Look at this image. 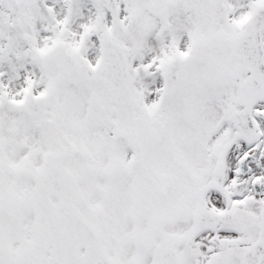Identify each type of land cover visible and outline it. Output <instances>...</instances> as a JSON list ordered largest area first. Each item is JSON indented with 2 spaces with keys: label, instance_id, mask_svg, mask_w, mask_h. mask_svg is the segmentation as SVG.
<instances>
[{
  "label": "snow or ice",
  "instance_id": "1",
  "mask_svg": "<svg viewBox=\"0 0 264 264\" xmlns=\"http://www.w3.org/2000/svg\"><path fill=\"white\" fill-rule=\"evenodd\" d=\"M0 264H264V0H0Z\"/></svg>",
  "mask_w": 264,
  "mask_h": 264
}]
</instances>
